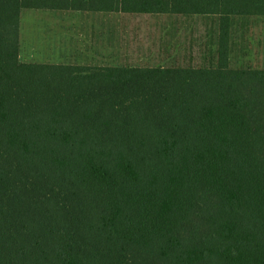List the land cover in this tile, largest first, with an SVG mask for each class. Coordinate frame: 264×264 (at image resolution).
Here are the masks:
<instances>
[{"label": "trees", "instance_id": "16d2710c", "mask_svg": "<svg viewBox=\"0 0 264 264\" xmlns=\"http://www.w3.org/2000/svg\"><path fill=\"white\" fill-rule=\"evenodd\" d=\"M25 8L264 16V0H0V264H264V68L25 62Z\"/></svg>", "mask_w": 264, "mask_h": 264}, {"label": "rangeland", "instance_id": "374dc122", "mask_svg": "<svg viewBox=\"0 0 264 264\" xmlns=\"http://www.w3.org/2000/svg\"><path fill=\"white\" fill-rule=\"evenodd\" d=\"M41 16L51 17L52 19H62L69 17L71 20L79 19L81 26H79L81 33V43L85 47H81L78 53L73 57L66 56L64 43L70 41L71 44L75 41L68 38L56 39L59 45L51 46L47 49L42 46V37L40 30V21L37 20L36 31V46L34 47L33 56L29 55L30 49V21L32 17ZM99 17L94 14L81 12L80 14L66 13H48L46 11H37L31 9H24L21 15L20 26V59L25 62H74L81 64H107V65H140V66H178L187 65L195 67L215 66L217 62L207 61L202 62L199 59L191 61H174L167 59L164 61H156L158 55L155 53V46L162 42H169V30L167 23L170 18L165 15L155 14H127L114 13L113 20V51L111 55H107L106 62H102L99 55H95L89 46L93 44L94 40L98 41V29L96 28L95 20ZM103 19V18H102ZM237 34L235 38V46L233 47V55L231 56L230 65L233 67H250V68H264V17L253 18L240 16L236 20ZM130 23L139 24V27L132 29L128 28ZM163 28H162V25ZM51 31L57 38L56 32ZM91 41V43H90ZM55 42V44H56ZM149 45V46H147ZM92 50H95V48ZM139 49V50H138ZM97 50V49H96ZM135 52H132L134 51ZM98 51V50H97ZM154 59V60H153Z\"/></svg>", "mask_w": 264, "mask_h": 264}, {"label": "crops", "instance_id": "0c3cea01", "mask_svg": "<svg viewBox=\"0 0 264 264\" xmlns=\"http://www.w3.org/2000/svg\"><path fill=\"white\" fill-rule=\"evenodd\" d=\"M25 9L37 10L42 12L46 11L50 14L52 13L66 14V13H75V12L77 14H80L81 12H85V13L97 15L99 19L94 21L97 22L96 25L94 26H96V28L98 29L99 40L96 41L95 39L93 44L89 46V49H91V51H93L95 55L100 54L99 58H101L100 60L102 62H106L107 55H111L114 48L112 14L126 13V12H102V11L95 12V11H83V10H75V9H54V8H25ZM127 14H155V15L160 14V15L168 16L170 18V22L167 23V28L169 30V35H168L169 42H163L162 40V42L160 41V43H158L155 46V53L156 55H158V58L155 59L156 61H164L167 59H172L174 61L185 62V61L199 59V61L202 62H207L212 60L218 63L220 32L224 28H227L229 30L228 58L229 61L232 60L231 56L234 54L233 47L235 46V38L238 28L237 22L235 20L241 15L231 14L227 22H222V16L218 10L203 12V13L171 12V13H127ZM244 17L263 18L264 16L248 15ZM37 20L40 21V30L42 34L41 44H43L42 46H46L47 49H49L51 46L54 45L58 46L60 42L59 41L56 42V39L60 40L61 38H65L66 40H68L69 38L73 41L77 40L72 44L70 41L64 43L66 50L65 53H68L66 55L68 57L75 56V54L78 53V51L82 46L85 47L84 44L81 43V40H79L81 39V33L79 29V26H81V21L79 19H77V21L76 20L70 21L69 17H64L62 19L54 20L49 16L47 17L41 16L38 19V17L34 16L31 18L30 28H29L30 56L34 55L33 50L34 47L36 46V31L38 29ZM20 26H21V18H20ZM135 27H139V24L136 25L129 22L128 25L129 29ZM51 31L56 32L57 38L53 34L51 35ZM90 47L95 48V50H92V48ZM132 52H135V50ZM44 62L74 63V62H53V61L52 62L44 61ZM75 64H81V63H75ZM100 65H107V64L103 63ZM119 66H129V65H119ZM132 66H140V65H132ZM178 66H187V65H178Z\"/></svg>", "mask_w": 264, "mask_h": 264}]
</instances>
